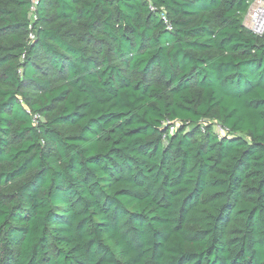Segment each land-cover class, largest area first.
I'll return each mask as SVG.
<instances>
[{"label": "trees", "instance_id": "16d2710c", "mask_svg": "<svg viewBox=\"0 0 264 264\" xmlns=\"http://www.w3.org/2000/svg\"><path fill=\"white\" fill-rule=\"evenodd\" d=\"M252 1L0 0V264H264Z\"/></svg>", "mask_w": 264, "mask_h": 264}, {"label": "built area", "instance_id": "2783aa9c", "mask_svg": "<svg viewBox=\"0 0 264 264\" xmlns=\"http://www.w3.org/2000/svg\"><path fill=\"white\" fill-rule=\"evenodd\" d=\"M166 20L165 17H163ZM244 26L259 37L264 36V0H253L247 12ZM171 29V28H170ZM34 36L31 35V39ZM219 134H225L227 130L218 126L216 127Z\"/></svg>", "mask_w": 264, "mask_h": 264}, {"label": "rangeland", "instance_id": "374dc122", "mask_svg": "<svg viewBox=\"0 0 264 264\" xmlns=\"http://www.w3.org/2000/svg\"><path fill=\"white\" fill-rule=\"evenodd\" d=\"M246 16H247V14H245V15L243 16V22H244V24H245Z\"/></svg>", "mask_w": 264, "mask_h": 264}]
</instances>
